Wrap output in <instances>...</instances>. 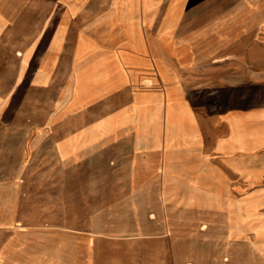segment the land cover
<instances>
[{
    "label": "crops",
    "instance_id": "crops-1",
    "mask_svg": "<svg viewBox=\"0 0 264 264\" xmlns=\"http://www.w3.org/2000/svg\"><path fill=\"white\" fill-rule=\"evenodd\" d=\"M192 1L184 0L183 6ZM207 1L200 0V18L189 19L172 44L163 36L145 44L141 34L142 48L132 50L125 40L118 46L142 71L135 85L154 72H165L164 79L156 80L162 87L154 89L164 103L158 141L152 146L153 134L136 136L129 122L112 130H89L131 107L132 92L139 88L132 82L115 79L109 92L63 114L58 0H0V38L22 44L18 66L0 67V75H10L0 78V264H97L89 253H79L78 244L63 242L64 171L103 165L113 169L111 183L124 185L131 197L143 186L142 172L156 171L165 201L181 183L173 175L164 180L163 169L228 171L236 179L234 185L246 188L247 199L264 204V103L239 105L249 100L251 87H264V48L252 46L257 29L264 28V0H213V9ZM50 29L58 31L59 45L43 57L37 49L51 39ZM197 36L205 51L187 52L186 45ZM32 49L22 65L23 55ZM210 63L218 66L213 73ZM230 66L237 69L226 71ZM180 69L193 70L195 76L184 77ZM113 71L109 78L116 76ZM163 89L164 94L169 91L171 103L189 109L198 145L165 147ZM209 96H214L210 105L205 98Z\"/></svg>",
    "mask_w": 264,
    "mask_h": 264
},
{
    "label": "rangeland",
    "instance_id": "rangeland-1",
    "mask_svg": "<svg viewBox=\"0 0 264 264\" xmlns=\"http://www.w3.org/2000/svg\"><path fill=\"white\" fill-rule=\"evenodd\" d=\"M111 1L58 0L62 7L57 11L62 42L59 55L63 57L64 63L62 96L71 75V56L77 38L82 35L96 43L95 50L101 48L100 35L97 33L105 26V20L108 21L110 11L114 9ZM192 2L189 7L182 5L174 9L170 0H159L152 8L139 14L140 31L145 44L156 36L168 38L170 44L175 42L176 33L187 29V21L198 20L203 13L200 0ZM207 2L208 8L213 9L214 1ZM115 7L120 8V5ZM168 12L175 18L174 23L166 28ZM50 19L47 17L46 20L49 22ZM123 24L125 22L122 19H114L112 28L117 32ZM255 33L252 46L263 49L264 28H258ZM3 38H0V56L3 57L0 58V67H17L22 44L19 43V46L2 41ZM117 39L116 48L123 45L120 41L124 40V35L119 34ZM189 44L186 45L188 48L185 46L189 53L205 51L199 36ZM183 47L176 48L181 50ZM130 49L134 50L131 46ZM8 53L13 55L5 58ZM176 65L179 66V62ZM209 65L214 67L213 73L216 65ZM225 69L235 71L237 68L230 66ZM192 71L181 72L180 69V75L195 76ZM8 77L10 75H0V78ZM242 89L247 88L244 86ZM191 95L195 100L199 99L194 92ZM205 98L210 101L209 105L213 103L214 96ZM248 99L240 101L239 105H245L247 101L250 104L264 103V87H251ZM68 103L69 99L63 102L64 115L71 112L67 108ZM111 171L100 165L91 170L84 168L77 173H63V242L78 244L80 254L89 253L97 264H264V244L254 242L249 233L235 232L228 224L225 207L228 198L231 201L247 199L246 188L234 185L236 179L230 172H222L225 177L222 188L225 192L221 200L225 205L219 209H207L185 204L182 197L183 189L186 188L180 184L174 186L175 195L171 200H162L160 174L156 171L142 172L143 186L138 188L137 196L131 197L124 185L120 187L111 183L114 179ZM72 174H77L78 178ZM253 217L264 223V204L257 207ZM87 245H90L89 251L85 250Z\"/></svg>",
    "mask_w": 264,
    "mask_h": 264
},
{
    "label": "bare ground",
    "instance_id": "bare-ground-1",
    "mask_svg": "<svg viewBox=\"0 0 264 264\" xmlns=\"http://www.w3.org/2000/svg\"><path fill=\"white\" fill-rule=\"evenodd\" d=\"M159 0H112L111 4L114 9L110 11L108 21L105 20V26L100 29L97 34L100 35L101 48L97 49L96 43L89 38L79 35L72 67L71 75L67 81V87L63 90V102L69 99L67 108L69 111L85 107L92 99L99 97L105 92H109L114 85L115 79H121L123 82H132L134 86L142 75L141 70L135 67L130 61L128 55L121 48H115L118 43V35H124V40L133 49L142 48V36L140 31L139 14L152 8ZM184 0H170V4L174 9L182 6ZM120 5V8L115 7ZM169 13V12H168ZM175 16L168 15L166 20V28L174 23ZM120 21L125 24L120 25L119 31H114L112 22ZM54 32L53 29L49 30ZM58 31L52 35L48 42L42 43L38 47V52H42L45 57L49 53L55 52L59 45ZM123 46V45H122ZM34 49L28 50L22 57V65L27 61L28 56L32 54ZM133 63V65H132ZM116 72V76L108 77L109 72ZM165 72L160 70L158 76L154 72L152 77H143L141 85L133 90V103L126 112L109 116L107 119L101 120L89 128V130H112L114 127L129 122L131 129L135 131L136 136L140 134H153L151 145L154 146L158 141V134L161 129V94L156 90L162 87V83L158 78L164 79ZM140 78V79H141ZM163 95L166 96L165 104V147L172 145H191L199 144V140L195 138V132H192L194 125L190 116L189 109L183 104L171 103L169 91L166 90ZM187 131H191L188 133ZM162 178L167 180L169 175H173L174 179L180 181L183 189L185 204L189 206L204 207L207 209L222 208V198L225 191L222 188L225 185V177L220 171L199 170L197 168L188 171L167 170L160 171ZM168 175V176H167ZM189 183V186L186 184ZM263 203L258 200L241 199L231 201L228 198L227 208L228 224L235 232L249 233L256 243L264 244V223L255 220L253 217L258 206Z\"/></svg>",
    "mask_w": 264,
    "mask_h": 264
}]
</instances>
